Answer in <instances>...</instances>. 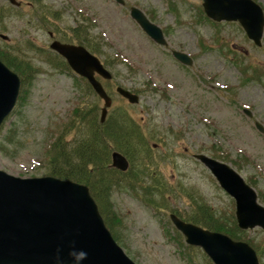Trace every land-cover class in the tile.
Masks as SVG:
<instances>
[{
    "label": "rangeland",
    "instance_id": "rangeland-1",
    "mask_svg": "<svg viewBox=\"0 0 264 264\" xmlns=\"http://www.w3.org/2000/svg\"><path fill=\"white\" fill-rule=\"evenodd\" d=\"M255 1L264 9V0ZM197 5H202L200 0H42L17 10L0 0V8L8 10L0 18V36H7L0 37V47L39 69L1 127L0 169L21 178L44 177L47 149L62 128L67 126V131L73 110L103 105L81 80L76 82L69 71L47 60L52 54L49 32L63 41L82 25L89 42L99 44L97 56L113 75L104 82L113 101L109 115L127 114L147 141L146 153L139 152L124 175L133 179L141 168L144 177L136 184L121 178V186L110 193L122 219L116 227L119 244L137 264H207L201 248L182 247L169 209L186 214L201 203L215 218L234 215L235 201L194 159L195 153L227 158L224 161L256 190L264 206V134L255 127L258 122L264 129V79L244 82L237 66L251 60L264 65V32L256 46L238 22L214 25ZM131 6L163 30L165 45L152 41L130 17ZM172 50L185 52L192 65L177 61ZM116 86L136 92L140 102L129 104ZM87 129L79 122L66 137L72 140ZM153 185L167 186L165 206L160 203L159 209L149 200L154 195L162 202ZM243 232L264 264V229Z\"/></svg>",
    "mask_w": 264,
    "mask_h": 264
},
{
    "label": "water",
    "instance_id": "water-1",
    "mask_svg": "<svg viewBox=\"0 0 264 264\" xmlns=\"http://www.w3.org/2000/svg\"><path fill=\"white\" fill-rule=\"evenodd\" d=\"M16 3V0H11ZM205 15L217 22L238 21L257 46L261 45L264 13L254 0H202ZM141 28L160 44H166L162 29L154 25L139 9H131ZM51 48L64 56L78 75L87 79L93 90L104 101L101 120L107 115L112 101L100 80L111 79L110 72L99 57L82 45L51 42ZM180 62L191 65L184 52H173ZM21 81L19 76L0 60V126L16 106ZM117 92L131 104L139 96L117 87ZM249 115V112H246ZM256 128L264 134L261 124ZM219 186L235 200V218L241 230L264 229V206L257 193L230 165L211 156L196 154ZM113 167L126 171L128 160L120 153L112 154ZM173 226L185 237L186 244L200 247L214 264H259L255 250L246 242L233 240L224 233L209 231L201 226L182 221L171 214ZM75 241L78 249L88 253L82 264H136L122 250L107 229L94 198L87 186L53 176L25 178L0 169V264H53L51 257L58 247L68 251Z\"/></svg>",
    "mask_w": 264,
    "mask_h": 264
},
{
    "label": "trees",
    "instance_id": "trees-1",
    "mask_svg": "<svg viewBox=\"0 0 264 264\" xmlns=\"http://www.w3.org/2000/svg\"><path fill=\"white\" fill-rule=\"evenodd\" d=\"M40 2L42 0H28L29 3ZM200 11L202 8L200 5H197ZM9 9H12L11 7ZM4 8H0V18L3 13ZM36 16V15H35ZM46 18L42 17V22L47 23ZM87 34L83 30L82 25L75 26L71 29V35L68 39L63 40L69 43L83 44L87 47L93 54L98 53L99 44L90 43L89 39L86 37ZM90 36V34H89ZM93 41V40H92ZM32 44V42H28ZM231 49V48H229ZM232 52L233 49H231ZM235 54V53H234ZM236 56V54H235ZM0 59L7 65L11 70H13L20 77L21 89L19 101L25 98L27 90L31 85V80L39 73L34 65L30 61L25 60L24 58L18 56L14 52H11L8 49H3L0 47ZM47 60L51 65H54L56 68H59L61 71L68 70V67L65 60H63L58 55H48ZM110 62V61H108ZM104 65L107 66L104 61ZM247 66L240 65L237 63V66L240 69V72L244 75L242 81L248 82L251 80L262 82L264 79V65L257 63L255 60H251L246 64ZM85 84V90H90L91 86L86 82L85 79L80 78ZM73 118L69 127L62 128L60 133L55 137V140L50 144V148L47 149V162L48 169L46 171L47 175L58 177L63 180H71L76 183H82L88 186L90 195L94 197L97 206H99V211L101 216L104 218V221L111 230L113 238L120 242V234L118 225L122 223V219L118 213L113 209L111 205V191L114 187L120 184L121 178L124 182H133L129 178H126L124 174H121L119 171L109 168V163L111 162L110 154L114 149L122 152L127 158L130 159V162L133 164L138 160L139 152L147 151V141L143 138V132L137 124L133 121L131 117L126 116L127 114H122V117L117 115L110 114L107 117V120L100 124L98 121L99 117V107L97 104L91 105L89 109L77 108L73 110ZM124 118V119H123ZM84 121L88 129L78 133L77 137L72 140L67 139V134L69 135L74 127L78 125L79 122ZM79 131L82 127L77 128ZM1 130V128H0ZM76 130V129H75ZM77 130V132H78ZM8 141H12L11 138H6ZM0 147L3 146L0 144ZM214 157L219 159L221 154L212 153ZM222 160H228L227 158L222 157ZM143 169L138 168V171H134L133 175L136 176L141 174ZM135 181H138L136 178ZM153 187L161 194L160 199L162 202H157L158 197L148 192L147 198L151 197L150 202L155 206V209H159L158 206L160 203L165 206L163 200H166L168 196L167 186L166 185H153ZM146 189V188H145ZM145 198V200H147ZM160 201V200H159ZM149 202V201H147ZM149 202V203H150ZM170 212L177 214L182 220L189 221L195 225H200L208 230L217 231L220 233H225L229 235L232 239L247 241L250 245L252 242L249 240L247 235L241 231L235 221L234 215L231 219L227 220L223 216L221 218H215L212 213L208 212L206 206L200 203L198 207L191 211L190 213L182 214V212L177 209H169ZM176 234L179 236V242L184 249L194 250L191 246H186L182 241L183 237L181 234L176 231ZM182 238V239H181ZM192 258V257H191ZM207 259V258H206ZM207 264H213L209 259H207Z\"/></svg>",
    "mask_w": 264,
    "mask_h": 264
},
{
    "label": "clouds",
    "instance_id": "clouds-1",
    "mask_svg": "<svg viewBox=\"0 0 264 264\" xmlns=\"http://www.w3.org/2000/svg\"><path fill=\"white\" fill-rule=\"evenodd\" d=\"M53 264H82L88 259V253L82 249H78L75 241L68 245V251L65 254L63 248L58 247L51 257Z\"/></svg>",
    "mask_w": 264,
    "mask_h": 264
}]
</instances>
